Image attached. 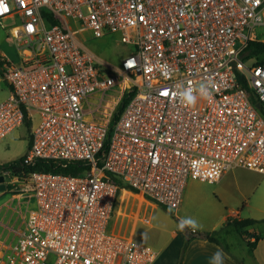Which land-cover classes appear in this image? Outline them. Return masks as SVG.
Here are the masks:
<instances>
[{
  "label": "built area",
  "instance_id": "obj_1",
  "mask_svg": "<svg viewBox=\"0 0 264 264\" xmlns=\"http://www.w3.org/2000/svg\"><path fill=\"white\" fill-rule=\"evenodd\" d=\"M6 18L17 54L0 56L11 86L0 141L38 114L26 162L81 170L31 173L35 206L0 240V264H153L158 250L108 231L121 190L177 208L189 178L219 181L236 166L264 174V114L238 74L264 104V63L244 58L264 0H0ZM76 21L96 36L121 31L135 50L105 64ZM206 83L211 99L184 102L186 89L196 95Z\"/></svg>",
  "mask_w": 264,
  "mask_h": 264
},
{
  "label": "rangeland",
  "instance_id": "obj_2",
  "mask_svg": "<svg viewBox=\"0 0 264 264\" xmlns=\"http://www.w3.org/2000/svg\"><path fill=\"white\" fill-rule=\"evenodd\" d=\"M14 23L13 18L0 20V56L3 53L17 54L10 32V27ZM72 24L77 31L78 38L105 64L119 65L126 54L135 50V45L125 41L121 31L107 29L102 36H96L93 29L84 28L81 21ZM255 33L256 38L264 40V24L258 25ZM134 78L138 79V76L135 75ZM9 88L8 82L2 77L0 68V101L6 96L5 91ZM119 88L120 86H116L109 91V98L117 96ZM107 109V106H102L101 111L95 112L96 116H99L96 118L104 120L107 116ZM39 119V115L35 114L31 127L25 122L0 141V165L18 160L27 153L32 126L38 124ZM2 174L5 175V188L0 190V240L3 242L19 231L29 210L35 205L34 201H31L30 175H15L11 171L0 169V175ZM235 177L240 180V185H249L251 180L250 183L253 185L257 184L258 180H262L264 174L236 166L229 170L228 178L220 181L189 178L182 203L177 208L165 206L149 197L143 199L132 189L128 190L129 193L121 190L113 216L107 226L108 231L132 237L158 250L159 256L155 264H180L185 256L188 242L187 232L190 229L181 232L178 229V223L182 217H192L202 225L198 231L210 232L220 240L219 245L215 242L211 244L225 251V257H230L227 251L230 250L232 257H238L241 264H253V261L249 262L247 259V257H252L247 241L233 224L228 223V219L236 217L258 219L259 221L250 226L252 231L249 230L250 227L248 230L251 234H263L264 208H260L256 197L251 198L250 192L254 190L253 186H250L249 190L245 188L244 190L248 193H243L241 188H236ZM146 216L150 217V223L143 220ZM197 236L198 239H205L203 236ZM243 258H246L245 261Z\"/></svg>",
  "mask_w": 264,
  "mask_h": 264
},
{
  "label": "trees",
  "instance_id": "obj_3",
  "mask_svg": "<svg viewBox=\"0 0 264 264\" xmlns=\"http://www.w3.org/2000/svg\"><path fill=\"white\" fill-rule=\"evenodd\" d=\"M244 58L248 60H252L255 64H261L264 63V40L263 39H258L256 37L252 38L249 40L248 46L246 50L244 51ZM243 85L251 92V100L256 104L260 102L258 99L257 95L252 91V88L250 86V83L246 79V75L242 72H238ZM130 93L126 92L124 93L122 99L120 100L119 104L117 105L112 119H111V126L115 123L116 119L119 118L121 112L123 111L124 107L126 106L128 100H129ZM259 110L262 114H264V104L261 103V106L259 107ZM29 126L31 127V121L27 119L26 121ZM31 144V136H30V143ZM26 154H24L20 159L11 161L9 163H5L0 165V169L2 170H10L12 173L15 175H30L34 170L37 169H53L56 171H62V172H69V173H78L81 169L79 168L78 164L75 162H72L68 164L66 167H53V162L51 161H36L34 164L26 162ZM122 187H128L127 185H124L121 183ZM258 219L255 218H229L228 223L233 224L237 231L241 234V236L247 241V244L249 246L250 251H253L254 248L257 245V241L260 238V235L257 233L251 234L250 231L248 230V227L252 226L255 224ZM191 230V229H190ZM192 231V230H191ZM193 232V231H192ZM197 235L205 237V239L215 242L218 244H221L220 240L214 236L213 234L209 233H204L200 231H195L193 232ZM254 238V240H252ZM190 242V237H188V242L186 244H189ZM182 264V261L180 262Z\"/></svg>",
  "mask_w": 264,
  "mask_h": 264
},
{
  "label": "crops",
  "instance_id": "obj_4",
  "mask_svg": "<svg viewBox=\"0 0 264 264\" xmlns=\"http://www.w3.org/2000/svg\"><path fill=\"white\" fill-rule=\"evenodd\" d=\"M5 94H6V96H4L3 99H1L2 101L7 99L9 97V95L11 94V86H10L9 90L5 91ZM228 175H229V170L224 173V175L222 176V178L220 180H222L226 177L228 178ZM250 182H252V180ZM250 182L248 183L249 185H247V184L246 185H242V184L240 185V180L236 177L234 178V183L236 184V188H238V189L241 188L240 190L243 193H248L244 190L245 188H248L246 190H249L250 189L249 187L253 186L252 189H254V190H252L250 192L251 198H253V196L256 197L257 202L260 203V205H259L260 208L261 207L264 208V178H262V180H260V181L258 180V182H256L257 184L252 185V183H250ZM221 195L224 196L222 192H221ZM187 230H189V229H187ZM249 230L252 231V228L250 227ZM187 235H188V237H190V242L186 247L185 256L182 259V264H215V262L212 259L213 254L216 253L218 250H221V249L220 248L218 249L217 247H215L216 245L213 246V244H211L214 242H210L207 239H198L199 237L197 236V234L193 233L191 230L187 232ZM258 235H260V238L257 241L256 247L254 248L253 251L249 250L252 257H247V259L249 262L253 261V264H264V233L258 234ZM252 240H254V238H252ZM215 244H217V243H215ZM224 250H226V249H224ZM227 251H228V255L230 257H225L226 252L223 251L224 252L223 254H225L223 256V264H241L238 257H232V253H230V250H227ZM157 259H158V257H157ZM243 259L245 261L246 258H243ZM155 261L153 262V264H155Z\"/></svg>",
  "mask_w": 264,
  "mask_h": 264
},
{
  "label": "clouds",
  "instance_id": "obj_5",
  "mask_svg": "<svg viewBox=\"0 0 264 264\" xmlns=\"http://www.w3.org/2000/svg\"><path fill=\"white\" fill-rule=\"evenodd\" d=\"M259 2L260 0H255V3L257 5L259 4ZM128 66L131 67L132 65L129 64ZM212 87L213 85H211L210 83L203 84L202 87L198 90L196 95L193 94V90L191 88L186 89L183 93V100L186 104L190 106H194L195 103L197 102L198 97L211 99ZM201 228L202 225H200L199 222L192 217H182L178 223V229L181 232L185 231V229H191L193 232H195ZM223 256H224L223 251L218 250L216 253L213 254L212 259L215 262V264H223Z\"/></svg>",
  "mask_w": 264,
  "mask_h": 264
},
{
  "label": "water",
  "instance_id": "obj_6",
  "mask_svg": "<svg viewBox=\"0 0 264 264\" xmlns=\"http://www.w3.org/2000/svg\"><path fill=\"white\" fill-rule=\"evenodd\" d=\"M256 106L260 107L261 103L260 102L256 103ZM4 182H5V175L2 174V175H0V190L5 188V183Z\"/></svg>",
  "mask_w": 264,
  "mask_h": 264
}]
</instances>
